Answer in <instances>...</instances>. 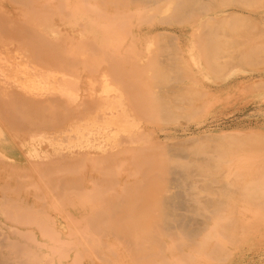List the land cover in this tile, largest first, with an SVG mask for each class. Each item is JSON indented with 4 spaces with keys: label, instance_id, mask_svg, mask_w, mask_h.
<instances>
[{
    "label": "bare ground",
    "instance_id": "obj_1",
    "mask_svg": "<svg viewBox=\"0 0 264 264\" xmlns=\"http://www.w3.org/2000/svg\"><path fill=\"white\" fill-rule=\"evenodd\" d=\"M234 62L264 65V0H0V264H104L115 238L134 264H208L263 234L264 133L167 127L201 106L186 74Z\"/></svg>",
    "mask_w": 264,
    "mask_h": 264
},
{
    "label": "rangeland",
    "instance_id": "obj_2",
    "mask_svg": "<svg viewBox=\"0 0 264 264\" xmlns=\"http://www.w3.org/2000/svg\"><path fill=\"white\" fill-rule=\"evenodd\" d=\"M54 1L59 2V0H54ZM170 11L171 10L167 12L159 8L152 9V10H145L144 12L141 13V15L143 16L142 18L143 20L142 22H139L140 26L138 27H136V24H134L137 18L136 17L137 14H136L132 17V21H133V23H131L132 29L136 28L135 30L137 31V29L139 28H145V29L151 28L153 27L154 24H158L160 22L159 19L163 17H167ZM57 14L58 13H54L52 15V18L54 20L56 18V20L58 21L59 15ZM257 14H259V12ZM89 19H90L89 15H83L82 17L80 16V18L78 19V22L81 20V23H84L85 20L88 21ZM138 19L139 18H137V20ZM66 22H71V19L66 18ZM63 26L67 27V25H63ZM173 26H175V28L178 30L184 27V25L181 23H175L173 24ZM122 35H127L128 39L132 37L126 33H122ZM188 45H186V47ZM152 47H153L151 48L152 51L153 49H155L156 51L158 50L160 51V49L162 48V44L156 40V43ZM81 48H83V46ZM128 48L129 46L127 45V49ZM146 48H147L146 45H143V49L147 51ZM192 48L193 50L194 49L198 50V45L195 44V47H192ZM82 57L83 58H81V63H80V66L82 65L81 66L82 71H85V69H87L86 70L87 73L83 72V74L84 75H89V74L94 75L95 72L98 71V69H96L97 66L94 65L93 63L94 61L92 62L93 60L91 59L93 58L92 53L88 52L87 54V52H85V54L82 55ZM99 59L100 58L97 57V60ZM202 59L203 57H201L200 60ZM203 61L204 59L200 62L202 63ZM263 67L264 65L252 66L248 63L245 64V62H234L232 63V66L231 65L229 66L227 72L222 75H214L212 73H207L203 69H202V72L200 73L199 72L195 73L196 72V69H195L194 73L192 71L190 72V74H186L187 77L183 79V83L186 85L187 88L191 89L192 93L198 96L196 97V99L199 101V104H201V106L198 109V113L195 115L196 117L194 116V117L188 118V117L182 116L180 120H178L174 124L169 123L167 127L172 129L173 131L175 130L180 131L181 135H185L189 138L190 137L192 138L193 136L196 137L195 135L202 136V134H204L206 136L208 133L209 134L212 133V135L214 136L217 135L215 137L216 138L215 142L217 141L218 136L222 132L223 134L226 132L227 133L230 132L232 135H236L237 133V135L234 137H240V138L244 134L243 136L244 138L246 136L248 138L250 137L252 138V139L250 138L251 140L246 138V140L251 141V142L253 141L255 145L257 146V143L259 141L258 138L263 136L262 133H264V85L259 86V84L261 85V83L264 82V80H262L264 78L263 76L264 68ZM259 80H261L262 82ZM150 82L149 84L151 87L153 86L155 87L156 85L155 91L160 90V85L157 84L155 80H151ZM196 86L202 87V88H198L199 89L198 90ZM176 124H179V125H176ZM158 126H161V125H158ZM158 126L155 125V127L161 128ZM209 134H208V137L215 139L211 134H210L211 136H209ZM221 138L223 139L224 137H221ZM253 138L254 139L257 138L255 139L257 142L254 141ZM164 178L171 180L173 178V174L171 173L170 175H167ZM177 190L178 189H173L174 192H176ZM167 194H171V193H167ZM49 210H51L52 214L54 215L58 212L56 206H55V210L57 212L56 211L54 212L51 207H49ZM178 212L184 213V214H190L185 210H178ZM256 233L254 232L252 235H250L248 241L244 242L243 243L244 245L242 247H240L236 251L234 250L232 252L233 254L230 257H228L229 259L227 258L226 260H224L226 262L222 261L224 262L222 263L221 261H216V262L213 261L212 263L211 261L209 263L211 264H264V235H263L264 233L263 234L258 233L257 235ZM111 241L114 242L113 247H115L113 249L115 251L113 250L111 251H113L115 255L117 253V255L116 256L114 254L112 255L115 258H112L111 256L110 257L105 256V260L107 262L105 260H102L104 264H117V263L121 264V262L122 263L124 262L125 264L126 263L127 264L136 263L134 254H132V251H130L126 247V245L122 244L121 241L116 238L114 239V241L113 240ZM115 242H117L116 245H115ZM117 247L119 248L116 251ZM127 255L129 258L127 257ZM118 256L121 257L122 259L125 256L126 260L124 258L122 261V259L119 258ZM98 259L99 261H101L100 259H103V258L98 256ZM115 259L117 260L119 259V260L114 261Z\"/></svg>",
    "mask_w": 264,
    "mask_h": 264
}]
</instances>
